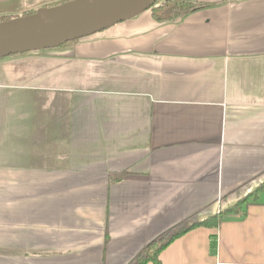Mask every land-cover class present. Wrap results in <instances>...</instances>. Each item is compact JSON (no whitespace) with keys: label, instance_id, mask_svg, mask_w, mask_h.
I'll use <instances>...</instances> for the list:
<instances>
[{"label":"crops","instance_id":"1","mask_svg":"<svg viewBox=\"0 0 264 264\" xmlns=\"http://www.w3.org/2000/svg\"><path fill=\"white\" fill-rule=\"evenodd\" d=\"M189 1L205 5L0 58V264H127L262 184L264 0ZM159 259L264 264V187Z\"/></svg>","mask_w":264,"mask_h":264},{"label":"water","instance_id":"2","mask_svg":"<svg viewBox=\"0 0 264 264\" xmlns=\"http://www.w3.org/2000/svg\"><path fill=\"white\" fill-rule=\"evenodd\" d=\"M156 0H69L0 21V58L61 46L148 10Z\"/></svg>","mask_w":264,"mask_h":264},{"label":"trees","instance_id":"3","mask_svg":"<svg viewBox=\"0 0 264 264\" xmlns=\"http://www.w3.org/2000/svg\"><path fill=\"white\" fill-rule=\"evenodd\" d=\"M69 0L61 1L57 4L66 2ZM55 4V5H57ZM205 4L199 3V2H193L189 0H167L162 6L153 8L151 10L152 17L157 20L158 22L168 21L176 19L180 16H183L185 13L190 11L191 9H194L196 7L203 6ZM50 6V5H45ZM34 12V10H28L21 15L29 14ZM18 15L10 16V15H0V21L7 20L12 17H16ZM20 16V15H19ZM75 40L68 41L63 43L62 45L71 43ZM61 45V46H62ZM115 180V178H113ZM264 187V182L260 184L255 190H253L251 193H249L247 196H244L242 199H239L234 204L224 207L223 209H220L218 212L214 214H210L206 217H203L201 219H192L185 223V225L177 228L172 234L167 236L165 239L163 238L162 241L153 246V250L151 252H147L146 249L155 242V239L162 237L164 234L158 236L157 238L150 241L147 245L144 246V248L128 263V264H161L159 259L160 252L169 244L171 243L175 238L183 235L187 231L196 228V227H206L210 229H216L222 220L226 218L227 216L231 214H242L245 212V206L250 202H253L257 192ZM210 247L213 249L215 247V235H210Z\"/></svg>","mask_w":264,"mask_h":264},{"label":"rangeland","instance_id":"4","mask_svg":"<svg viewBox=\"0 0 264 264\" xmlns=\"http://www.w3.org/2000/svg\"><path fill=\"white\" fill-rule=\"evenodd\" d=\"M61 1H65V0H17V4L19 3V4H21V6H23V10L20 11V13L8 12L4 15H10V16L18 15L19 16V15H21V13H23L25 11L32 10V9L35 10L36 8L41 7V6H45V5L53 6V5H55ZM166 1L167 0H156V2L152 5V7L150 9L152 10L153 8L162 6ZM8 5L9 6L12 5V3H9ZM254 180L255 181H253V182H256L257 184L263 183L264 182V175L256 177ZM250 183L251 184H247L243 187L236 189V191H234L232 194L228 195L227 197L220 199L214 213L218 212L220 209H223L225 206H230V205L234 204L239 199H242L244 196H247L249 193H251L253 190H250V189L255 187L254 186L255 183H252V182H250ZM214 213H212V214H214ZM208 215H210V214H207L206 216H208ZM186 222H188V220H182L173 229L166 232L162 237L155 239V242L152 244V246L148 247L146 249V251L151 252L153 250V246L159 244L163 238L165 239L167 236L172 234L177 228L185 225Z\"/></svg>","mask_w":264,"mask_h":264}]
</instances>
